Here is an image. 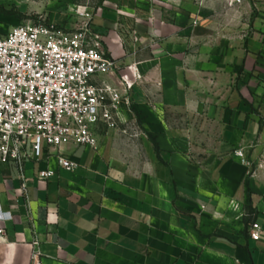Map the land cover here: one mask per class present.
<instances>
[{
  "label": "crops",
  "instance_id": "1",
  "mask_svg": "<svg viewBox=\"0 0 264 264\" xmlns=\"http://www.w3.org/2000/svg\"><path fill=\"white\" fill-rule=\"evenodd\" d=\"M93 25L130 105L96 148L0 164V264H264V5L103 0Z\"/></svg>",
  "mask_w": 264,
  "mask_h": 264
},
{
  "label": "built area",
  "instance_id": "2",
  "mask_svg": "<svg viewBox=\"0 0 264 264\" xmlns=\"http://www.w3.org/2000/svg\"><path fill=\"white\" fill-rule=\"evenodd\" d=\"M225 2L230 9L247 2L264 5V0ZM75 14L78 21L72 30H61L53 23L27 24L0 38L2 165L12 162L22 170L25 160L40 159L45 149L60 153L71 144L96 148L94 129L100 123L116 129L117 113L130 105L120 89L94 81L117 70L93 25L96 12L79 8ZM235 155L244 158L243 150ZM57 163L68 173L79 169L78 163L62 154ZM54 176L52 170L40 171L38 180L45 182ZM9 215L0 211V241L7 237L2 224ZM260 233V226L253 225L251 238L258 241ZM33 255L37 257L38 251Z\"/></svg>",
  "mask_w": 264,
  "mask_h": 264
},
{
  "label": "rangeland",
  "instance_id": "3",
  "mask_svg": "<svg viewBox=\"0 0 264 264\" xmlns=\"http://www.w3.org/2000/svg\"><path fill=\"white\" fill-rule=\"evenodd\" d=\"M103 0H0V38L27 24L53 23L61 30L77 25L79 8L96 10Z\"/></svg>",
  "mask_w": 264,
  "mask_h": 264
}]
</instances>
